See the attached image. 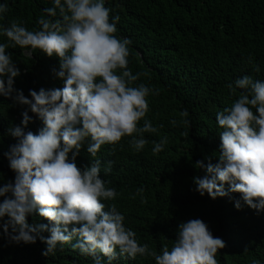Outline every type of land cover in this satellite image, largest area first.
Masks as SVG:
<instances>
[{
    "label": "clouds",
    "instance_id": "obj_1",
    "mask_svg": "<svg viewBox=\"0 0 264 264\" xmlns=\"http://www.w3.org/2000/svg\"><path fill=\"white\" fill-rule=\"evenodd\" d=\"M51 3L37 21L38 30H28L16 20L0 26V36L6 37L0 42V97L24 107L21 126L8 129L16 143L3 153L15 174L14 181L0 184V228L7 241L33 245L40 240L47 257L75 239L71 247L91 256L93 264H105L101 257L113 264L117 253L132 260L153 257L155 264H218L217 253L225 243L198 218L180 223L171 247L164 245L159 254L138 243L135 232L125 227L124 215L114 205L105 210L104 201L113 200L117 192L101 178L100 160L77 167L76 158L85 145L93 158L102 145H116L124 137H130L134 150H142L147 143L144 133L157 132L144 119L146 97L155 90L143 83L134 85L140 74H132L127 66L132 42L115 35L119 16L110 18L105 0ZM6 11L7 4H0V19ZM17 47L30 55L39 50L55 56L59 67L54 74L63 87L29 90L30 99L15 89L20 71L6 49ZM234 84L227 87L230 93L242 90L238 98L215 116L220 129L218 162L205 167L197 161L195 167L206 174L193 182L201 197L207 194L215 200L239 193L234 201L237 210L243 203L260 213L264 211V80L245 75ZM29 112L43 125L35 134L24 130L32 122ZM180 115L187 117L188 112ZM171 123L175 126L177 121ZM166 143V137L153 141V154ZM110 170L108 162L104 171ZM34 212L48 223L29 224L26 218Z\"/></svg>",
    "mask_w": 264,
    "mask_h": 264
},
{
    "label": "trees",
    "instance_id": "obj_2",
    "mask_svg": "<svg viewBox=\"0 0 264 264\" xmlns=\"http://www.w3.org/2000/svg\"><path fill=\"white\" fill-rule=\"evenodd\" d=\"M3 3L7 11L0 26L16 20L33 31L40 27L37 21L43 9L52 7L51 0H0ZM105 7L111 9L110 18L119 16L115 35L132 42L127 66L132 74H140L134 85L143 83L155 90L146 97L144 119L157 132L144 133L147 143L140 151L129 145L130 137L116 145H102L95 158L85 145L76 158L77 167L100 160L101 178L117 192L113 200L104 201L105 210L114 205L138 243L157 254L164 245L171 247L180 223L198 218L225 243L217 253L218 264H264V211L257 213L243 203L237 210L234 201L239 193L215 200L207 194L201 197L193 182L206 174L195 167L197 161L205 167L218 162L216 113L242 91L230 93L227 86L235 87V80L245 75L264 80V0H105ZM5 41L0 36V42ZM6 51L20 71L14 88L25 97L30 99L29 90L63 87L54 74L59 67L55 56L39 50L30 55L19 47ZM185 110L188 116L181 117ZM23 111L11 99L0 97V184L14 181L3 153L16 143L8 129L21 126ZM29 116L32 122L24 130L35 134L43 125L31 112ZM172 120L177 121L175 126ZM165 137L163 150L153 154V141ZM108 162L111 170L105 173ZM26 219L32 225L48 223L35 212ZM71 243L46 257L40 240L16 245L7 241L0 228V264H93L91 256L81 255ZM101 259L106 264V258ZM113 264H155V260L148 256L132 260L117 253Z\"/></svg>",
    "mask_w": 264,
    "mask_h": 264
}]
</instances>
